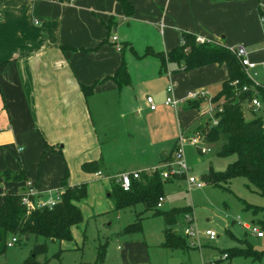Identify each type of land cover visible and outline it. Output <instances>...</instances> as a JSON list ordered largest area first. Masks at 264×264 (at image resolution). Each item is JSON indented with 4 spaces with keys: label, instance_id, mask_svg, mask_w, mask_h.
I'll return each mask as SVG.
<instances>
[{
    "label": "crops",
    "instance_id": "crops-1",
    "mask_svg": "<svg viewBox=\"0 0 264 264\" xmlns=\"http://www.w3.org/2000/svg\"><path fill=\"white\" fill-rule=\"evenodd\" d=\"M127 1L130 18L116 0H0V172L23 170L26 177L0 182V201L5 193L25 192L27 182L39 199H52L65 172L70 186L87 185V195L97 181L110 190L122 173L164 165L180 133L194 135L208 122L202 119H211L206 91L227 79L225 66L185 72L167 62L162 70L157 58L133 52L166 54L186 33L244 47L256 65L249 73L264 77V0ZM122 58L130 83L119 87L109 78ZM186 84L206 93L198 108L185 100ZM168 85L177 108L164 106ZM81 86H92V93L85 97ZM192 109L196 117L183 129L180 117ZM93 161L103 163L100 177L81 168Z\"/></svg>",
    "mask_w": 264,
    "mask_h": 264
},
{
    "label": "trees",
    "instance_id": "trees-1",
    "mask_svg": "<svg viewBox=\"0 0 264 264\" xmlns=\"http://www.w3.org/2000/svg\"><path fill=\"white\" fill-rule=\"evenodd\" d=\"M125 18H130L133 14V7L127 0H116ZM114 24L112 19L106 24L109 30ZM181 44L170 52L155 53L147 48L142 56L155 57L160 61L161 69H165L166 63H174L178 70L185 72L205 67L208 65H223L227 71V79L221 84L219 92L212 97L211 119L196 128L199 137L204 144L211 146L220 143L217 153L219 157H232L235 160L225 167L223 171L209 169L207 173L200 177L204 184L221 186L227 184L236 177H242L251 182L262 193L264 189V116H257L252 107L246 108L252 116L246 119L244 105L251 103L253 97L264 101V87H254L247 78L245 71L239 63L232 50L217 44H198L195 37L181 33ZM122 51V48L120 49ZM119 87L127 86L130 83L127 67L124 59L114 75L109 78ZM237 81L238 85L232 84ZM247 87V92H242L241 88ZM82 93L88 97L92 93L91 87L81 86ZM194 104L199 105V101H191L189 105L193 108ZM196 108V107H194ZM213 121L216 124H213ZM55 150L54 147H50ZM172 153L165 163L172 160ZM82 170L88 173L100 172L103 168L102 161L84 163ZM0 182L21 183L26 182L23 170L12 172L5 170L0 172ZM167 180H163L159 171L150 170L139 173L137 179L131 180L128 191H124L120 185L113 180L108 192V197L112 199L113 210L116 212L132 209L136 205H142L144 212H151L153 216L160 215L164 223V241L162 248L169 250L188 249L186 238L177 234L173 229L178 217L191 215L190 208H173L166 212H160L157 208L160 198H164V186ZM59 196L60 201L51 208L42 207L28 209L21 203L23 193H5L0 201V256L5 254L10 239L15 238L16 243L34 237L36 240L41 238L42 243H36L30 250L29 255L22 264H48L47 260L41 262L39 257L46 254L48 241L70 242L72 240V229L83 222V216L78 203L87 197V185L80 184L70 186L68 184V172L60 180ZM253 215L263 213L264 208H257L246 205ZM142 214H138L133 223L125 226L120 234L133 235L142 231ZM261 231L264 230V223H260ZM246 247L229 248L225 252V259L229 262L234 258H250L258 260L264 255V251L253 250L246 241L240 240ZM105 245L100 246L98 260L105 256Z\"/></svg>",
    "mask_w": 264,
    "mask_h": 264
},
{
    "label": "rangeland",
    "instance_id": "rangeland-1",
    "mask_svg": "<svg viewBox=\"0 0 264 264\" xmlns=\"http://www.w3.org/2000/svg\"><path fill=\"white\" fill-rule=\"evenodd\" d=\"M263 78V75L258 74L255 82L261 83ZM220 87L221 85H215L208 89L206 91L208 97H214ZM192 90H195L193 84L185 85L186 92ZM259 102L260 107L255 113L263 117L264 101L259 100ZM209 103L211 104L208 110L212 108L211 99ZM198 106L194 104L193 108ZM248 107L250 108L251 105H244L245 117L249 120L252 116L246 110ZM195 117L194 109L188 111V116L181 115L182 128H186ZM209 120L207 117L202 119V122ZM174 148L172 142L167 150L171 152ZM206 148L209 152L199 155L195 147L189 144L185 146L187 176L200 180L208 169L223 171L227 164L235 160V156L226 158L217 156L220 143ZM155 168L160 169V167ZM187 176L170 175L166 179L168 182L164 186V201L158 210L166 212L173 208L191 209L192 222L188 223L180 216L173 227L179 236L186 238L188 249L162 248L161 244L164 241L162 217L144 212V207L140 204L132 209L114 211L111 207L112 199L108 197L109 185L97 181V186H93L92 192L80 202L83 222L73 228L72 240L48 241L46 254L39 257V260L41 262L47 260L48 264H264V255L258 260L238 257L229 262L225 259V252L222 253V257L220 256L222 251L229 248H245L240 240L246 241L257 252L264 251V238L258 239L250 231L251 226L261 229L260 223H264L263 213L253 215L245 207L249 205L264 208V189L262 193L258 192L251 182L242 177L233 178L221 186L202 182V187L198 189L188 186ZM138 214H142L144 218L141 233L121 235V230L133 223ZM188 226L194 232L192 237L184 234ZM207 231L215 232L214 241H208L204 235ZM262 232L264 235V230ZM42 242L44 240L41 238L36 240L34 237H29L20 243H14L7 248L5 254L0 256V264H22L33 245ZM104 244H106L105 256L102 260H98L99 248Z\"/></svg>",
    "mask_w": 264,
    "mask_h": 264
},
{
    "label": "built area",
    "instance_id": "built-area-1",
    "mask_svg": "<svg viewBox=\"0 0 264 264\" xmlns=\"http://www.w3.org/2000/svg\"><path fill=\"white\" fill-rule=\"evenodd\" d=\"M260 20L262 24H264V15L260 17ZM113 42H116V38H112ZM196 43L198 44H204L206 41L200 37L195 38ZM116 50L120 51V47L117 45ZM234 53V55L237 57L239 63L243 67L245 74L247 78L251 81L254 87L262 86L264 87V79L261 83H256L255 79L257 74L256 73H249V71L253 70L255 68V64L251 63L247 57H246V50L244 47L239 46L236 47L235 49H230ZM233 86H237L238 82L235 81ZM242 92H247L248 88L247 87H242L241 88ZM166 97L164 99V106L166 107H172V108H177L178 106V101L174 98V91L173 87L171 85H168L166 88ZM206 98V93L203 91H198V92H189L187 93L185 100L187 101H198L200 99H205ZM146 102L149 106V110L154 111L156 109V104L152 100V98L147 97ZM211 104V103H209ZM251 107L256 111L260 107V102L259 98L253 97L250 103ZM210 113H212V108L209 110ZM213 124H216L215 121H213ZM189 144L197 149V151L203 155L209 152V149L206 148V144L202 141V139L199 137L198 134H194L193 136H185L182 133L179 134L176 140L175 148L173 151V156L172 160L169 163H165L160 167V169H157L159 171V174L163 180H166L170 175H182L185 174L187 176L188 172V167L186 165L185 157H184V148L185 146ZM156 170V169H153ZM152 170V171H153ZM96 176L100 177L101 173L97 172ZM139 177V173H122L120 174L116 182L120 185V187L124 191H128L131 186V180L132 179H137ZM187 184L190 187H195V188H201L202 187V182L200 180L195 179L194 177L187 176ZM60 201V196L59 194L56 195L52 199L48 200H41L37 197V193L34 190V187L30 183H26V191L23 193V196L21 198V203L28 209H34V208H42V207H47L51 208L55 204H57ZM164 199L160 198L159 203L157 205V208H161L162 203ZM184 219L188 222H192V215H185ZM250 231L252 234L256 236V238H262L263 237V232L255 227L251 226ZM185 236L187 237H192L194 236V232L192 229L188 226L185 231H184ZM204 235L207 237L208 241H214L216 239V234L214 231H207L204 233ZM14 243H16V239L12 238L8 242L7 246L11 247Z\"/></svg>",
    "mask_w": 264,
    "mask_h": 264
},
{
    "label": "water",
    "instance_id": "water-1",
    "mask_svg": "<svg viewBox=\"0 0 264 264\" xmlns=\"http://www.w3.org/2000/svg\"><path fill=\"white\" fill-rule=\"evenodd\" d=\"M162 156H163L164 158L167 157L165 153H162ZM51 242H54V240H51Z\"/></svg>",
    "mask_w": 264,
    "mask_h": 264
}]
</instances>
